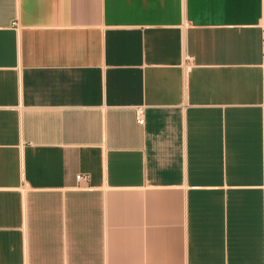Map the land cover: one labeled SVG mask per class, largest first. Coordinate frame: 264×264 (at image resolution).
<instances>
[{
    "label": "crops",
    "instance_id": "0c3cea01",
    "mask_svg": "<svg viewBox=\"0 0 264 264\" xmlns=\"http://www.w3.org/2000/svg\"><path fill=\"white\" fill-rule=\"evenodd\" d=\"M0 264H264V0H0Z\"/></svg>",
    "mask_w": 264,
    "mask_h": 264
},
{
    "label": "built area",
    "instance_id": "2783aa9c",
    "mask_svg": "<svg viewBox=\"0 0 264 264\" xmlns=\"http://www.w3.org/2000/svg\"><path fill=\"white\" fill-rule=\"evenodd\" d=\"M135 120H136V122H137L138 125H143V111H142V109H138L136 111ZM75 180L77 182H81V181H84L85 179L83 177H81V176H77L75 178Z\"/></svg>",
    "mask_w": 264,
    "mask_h": 264
}]
</instances>
